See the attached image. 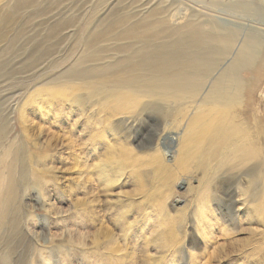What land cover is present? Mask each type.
<instances>
[{"label": "rangeland", "instance_id": "374dc122", "mask_svg": "<svg viewBox=\"0 0 264 264\" xmlns=\"http://www.w3.org/2000/svg\"><path fill=\"white\" fill-rule=\"evenodd\" d=\"M263 145L264 0H0V264H264Z\"/></svg>", "mask_w": 264, "mask_h": 264}, {"label": "bare ground", "instance_id": "6f19581e", "mask_svg": "<svg viewBox=\"0 0 264 264\" xmlns=\"http://www.w3.org/2000/svg\"><path fill=\"white\" fill-rule=\"evenodd\" d=\"M229 47L231 48L230 43L226 42L223 47L219 48V52L217 54L224 56L228 50H230ZM256 48V44L250 46L246 44L242 45L236 55L232 54L235 56L232 62L225 68L222 67L221 69H216L215 77L210 79L199 78L196 76V74L191 75L189 73H183L182 75L175 77H166V75H164L165 68L159 65H154L155 67H158L156 68L158 73L155 75V78H161L162 80L156 82V84L144 87V91H142V89L141 91L145 92L144 97L146 98L160 97L163 99L168 98V96L185 99L187 97H193V95H196V93H199L201 96L203 95L205 97H215V95L228 94L230 92L232 95H234L236 88L245 82V76H243L244 71L247 68L252 67L254 60L257 59L252 58L251 60L248 58L249 52H253L252 54L254 55ZM209 53L213 54L212 52ZM205 58L207 59V63H210L212 60L209 55H206ZM205 58H203V61ZM181 61L182 62L179 64V66L181 71H183L185 70L183 67H186L187 61ZM206 82H208V86L205 92V90L203 91V88ZM192 97L189 100H192Z\"/></svg>", "mask_w": 264, "mask_h": 264}]
</instances>
